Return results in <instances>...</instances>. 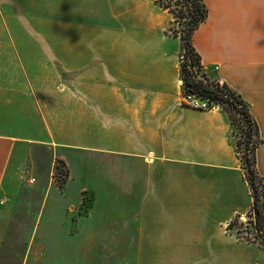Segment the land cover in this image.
<instances>
[{"label": "crops", "instance_id": "obj_1", "mask_svg": "<svg viewBox=\"0 0 264 264\" xmlns=\"http://www.w3.org/2000/svg\"><path fill=\"white\" fill-rule=\"evenodd\" d=\"M204 2L208 16L193 45L202 71L237 92L257 122L256 169L264 177V0ZM94 16L64 31L58 46H22L14 38L22 30L0 28V196L8 202L0 208V257L26 211L36 215L33 243L69 227L67 196L52 179L40 190L41 170L69 160L71 149H91L95 201L77 221L94 219L103 243L191 245L180 253L191 264H264V245L227 232L253 206L227 111L183 105L176 52L120 44L119 30Z\"/></svg>", "mask_w": 264, "mask_h": 264}, {"label": "rangeland", "instance_id": "obj_2", "mask_svg": "<svg viewBox=\"0 0 264 264\" xmlns=\"http://www.w3.org/2000/svg\"><path fill=\"white\" fill-rule=\"evenodd\" d=\"M168 1L0 0V28L10 29L14 35L16 30H22L23 36L14 37L22 46L31 44L34 46L56 44L58 46L65 44L64 31L71 28L77 29L79 24L88 19H92L90 21L92 22L95 19L94 15H97L99 22L95 23L119 30L117 40L120 44H150L172 49L176 52V62L181 69L183 60L187 58L197 77L204 78L205 73L202 68L199 69L196 66L197 56L188 55L185 50V41L182 38L183 25L180 23L183 19L177 17L181 11L180 7L177 5H173V8L164 7L163 3L167 4ZM32 33H39V37L31 36ZM184 94L183 80V93L179 99L181 103ZM243 108V104L239 102L238 108H230L234 120L235 142L239 156L244 159L248 155L249 164L253 166V149L257 136ZM75 142L80 144L79 140ZM90 152L94 151L90 149L88 152H82L71 149L69 160L56 158L53 168L46 166V169L44 167L41 170V173L45 174V180L43 178L42 182L39 181V189H45L49 180L52 179L58 196L66 194V204L69 207L67 210L74 221L70 222L69 227L64 230L57 228L49 230L54 234L48 242L43 243L39 235L36 239L39 243H33L31 239L32 222L36 215L29 211L19 215L20 222L23 221L24 224L22 227L9 230L7 241L2 246L0 264H191L186 259L181 260L180 256L182 250V257L187 255L193 248L191 245L143 244L140 242L129 244L112 238L103 243V239L96 238L91 229L94 219L87 220L85 226L84 224L79 226L77 221L79 215L89 212L95 201V155ZM86 158L87 164L85 165ZM241 163L243 166L249 165L242 159ZM42 166L44 165L40 164V168ZM262 190L264 191V188ZM99 192L104 199H109L103 191L99 190ZM4 199L0 208L8 203L5 197ZM62 200L61 197L57 198L55 205H64L65 202ZM262 200H264V194L261 197L264 209ZM33 201L37 205L42 204L43 195L40 194L39 198ZM33 201L30 199L26 203L32 204ZM47 213L45 212V216ZM246 220L235 219L231 223V229H227V232L240 238L255 236L256 233L260 235L253 221ZM44 222L40 227L41 235L45 228ZM101 223L106 224L103 221ZM262 234L264 235V232ZM250 241L252 242V239Z\"/></svg>", "mask_w": 264, "mask_h": 264}, {"label": "trees", "instance_id": "obj_3", "mask_svg": "<svg viewBox=\"0 0 264 264\" xmlns=\"http://www.w3.org/2000/svg\"><path fill=\"white\" fill-rule=\"evenodd\" d=\"M167 1V0H165ZM170 1V2H169ZM167 4L163 3V6L166 8H173V5H177L180 7V14L177 15L178 18L183 19L180 23H182L183 28L182 32L184 33L182 38L185 41V50L188 55L192 54L197 56V64L196 66L202 68L201 59L199 53L196 51L195 46L192 42V36L195 30L199 27V25L207 18L208 16V8L204 0H169ZM182 7V8H181ZM175 11V10H173ZM186 60H183L182 63V73L184 80V93L186 94H197L202 95L206 98L217 99L220 102L224 103V110L229 114L232 122L234 121L232 118V111L230 108H238L239 104H243L244 108L242 109L247 117L248 121L254 126V132L257 136V142H255V146L253 149V166L249 163L248 155L242 159V161L246 162L247 166H243L245 171V175L249 181V185L253 194V206L255 209L256 216V227L259 233L263 235L262 229L264 227V209L261 204V197L264 194L262 190L264 188V177L260 176L256 169V147L259 144L258 138V124L252 117L246 103L241 98V96L235 92L229 85L226 83L221 87L216 80H212L204 75V78H198L192 68L191 64ZM194 65V63H193ZM234 123V122H233ZM251 138V136H250ZM238 145V144H237ZM248 147V145H247ZM231 226V224H230Z\"/></svg>", "mask_w": 264, "mask_h": 264}, {"label": "built area", "instance_id": "obj_4", "mask_svg": "<svg viewBox=\"0 0 264 264\" xmlns=\"http://www.w3.org/2000/svg\"><path fill=\"white\" fill-rule=\"evenodd\" d=\"M219 66H215L214 69L217 70ZM221 87H223V82H219V80L216 81ZM182 103L185 106H189L192 108H198V109H204V110H209V109H224V103L220 102L217 99H211V98H206L203 97L202 95H197V94H184ZM5 201L4 198L0 196V204H3ZM264 200H262L263 202ZM252 216H249L251 215ZM240 219L247 221L246 219H250L251 222L256 226V216H255V209L252 208V210L244 215L240 216ZM250 224V223H249ZM228 229H231L230 224L227 226ZM242 238L250 241L252 239V242L255 241L257 243H261L264 245V235L255 234V236L249 235V237L242 236ZM257 239V240H255Z\"/></svg>", "mask_w": 264, "mask_h": 264}]
</instances>
